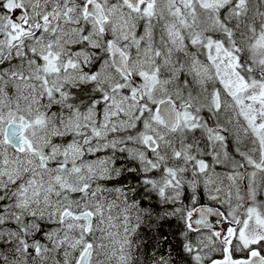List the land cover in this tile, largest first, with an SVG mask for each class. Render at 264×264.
<instances>
[{"label": "snow or ice", "instance_id": "snow-or-ice-1", "mask_svg": "<svg viewBox=\"0 0 264 264\" xmlns=\"http://www.w3.org/2000/svg\"><path fill=\"white\" fill-rule=\"evenodd\" d=\"M0 264H264V0H0Z\"/></svg>", "mask_w": 264, "mask_h": 264}]
</instances>
